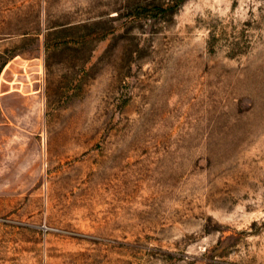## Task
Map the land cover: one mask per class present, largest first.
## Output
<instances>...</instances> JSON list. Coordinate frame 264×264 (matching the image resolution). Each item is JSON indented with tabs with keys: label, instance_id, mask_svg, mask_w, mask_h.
I'll use <instances>...</instances> for the list:
<instances>
[{
	"label": "rangeland",
	"instance_id": "1",
	"mask_svg": "<svg viewBox=\"0 0 264 264\" xmlns=\"http://www.w3.org/2000/svg\"><path fill=\"white\" fill-rule=\"evenodd\" d=\"M0 264H264V0H0Z\"/></svg>",
	"mask_w": 264,
	"mask_h": 264
}]
</instances>
